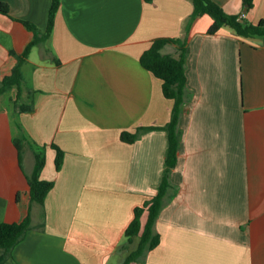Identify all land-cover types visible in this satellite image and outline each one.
I'll return each mask as SVG.
<instances>
[{"label":"crops","instance_id":"1","mask_svg":"<svg viewBox=\"0 0 264 264\" xmlns=\"http://www.w3.org/2000/svg\"><path fill=\"white\" fill-rule=\"evenodd\" d=\"M214 1L253 24L264 19V0L249 11L244 0ZM0 3L10 8L0 13L1 74L34 38L23 21L47 28L51 0ZM192 12L190 0H62L50 39L22 67L23 90L0 96V224L32 218L4 264H123L125 231L157 193L169 137L121 135L165 126L174 106L140 59L158 38L185 37ZM212 23L201 16L188 35L193 98L171 175L178 193L158 217L160 244L133 264H264V36L209 34ZM162 52L179 56L175 44ZM15 101L34 104L18 115L29 139L21 161ZM34 144L46 147L40 178L54 183L44 205L27 178L37 173ZM53 144L65 153L60 170Z\"/></svg>","mask_w":264,"mask_h":264},{"label":"trees","instance_id":"2","mask_svg":"<svg viewBox=\"0 0 264 264\" xmlns=\"http://www.w3.org/2000/svg\"><path fill=\"white\" fill-rule=\"evenodd\" d=\"M152 2L153 0H146ZM193 5V12L186 25V36L181 38H158L153 41L151 47L141 56L142 65L153 72L154 75L163 81L164 95L174 100L170 121L163 127L149 126L139 127L135 132L124 131L121 138L124 142L133 143L145 132L156 129H164L168 133L169 146L165 157V169L162 176L158 192L145 201L143 206L135 209V217L125 231L126 245L136 243V246L124 258L123 264H133L143 262L147 254L155 249L161 241L160 234L156 230V223L161 211L169 205L178 193V187L171 180V175L176 167L182 130L180 121L185 111V106L192 100L193 94L187 86V58L190 47L188 35L196 20L204 15H209L213 23L208 30L209 34H216L223 28H230L237 35L244 38L264 36V19L257 24L249 22L245 17L240 19V15L227 13L224 8L214 0H190ZM62 0H51L48 25L41 31L34 23L23 21V24L34 32V38L29 42L22 53L14 50L10 55L15 59V65L10 70L2 71L0 74V96L16 89L17 97L23 90L25 76L22 67L28 62V57L35 46L46 43L54 29L56 16L61 8ZM245 8L249 11L253 7V0H244ZM0 13L10 16V8L7 3H0ZM167 44H175L178 47L179 56L164 54L163 48ZM17 99V98H16ZM33 103H20L15 101L13 116L18 125L19 134L14 137V144L18 150L20 161L23 158V150L28 137L25 135L23 127L19 122L18 115L23 112H32ZM35 145V144H34ZM56 150V166L60 170L64 162V151L53 144ZM38 147V149H37ZM44 147V146H43ZM46 149V147H44ZM36 149V169L37 173L27 175L30 186L31 200L41 205L45 204L48 193L54 187L52 181L42 180L39 172L43 170L46 162L45 152ZM31 213L19 222H3L0 224V264H4L13 255L14 248L22 241L27 232L31 229Z\"/></svg>","mask_w":264,"mask_h":264},{"label":"rangeland","instance_id":"3","mask_svg":"<svg viewBox=\"0 0 264 264\" xmlns=\"http://www.w3.org/2000/svg\"><path fill=\"white\" fill-rule=\"evenodd\" d=\"M11 94V93H10ZM40 150H42V151H45L46 149L44 148V147H40ZM158 189H159V187H158ZM158 189H157V192H158ZM157 194V193H156ZM136 246V243H133V244H130V245H124V249H123V253H124V256L126 257L127 256V254L132 250V248H134ZM119 259H122V256H119V257H117L116 256V258H114V260L112 261V263L111 264H118V260Z\"/></svg>","mask_w":264,"mask_h":264},{"label":"water","instance_id":"4","mask_svg":"<svg viewBox=\"0 0 264 264\" xmlns=\"http://www.w3.org/2000/svg\"><path fill=\"white\" fill-rule=\"evenodd\" d=\"M243 15H244V13H243V14H241V18L243 17Z\"/></svg>","mask_w":264,"mask_h":264}]
</instances>
